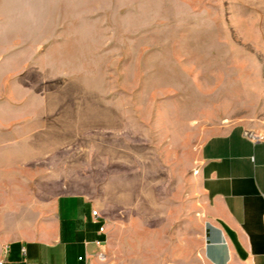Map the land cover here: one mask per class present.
Listing matches in <instances>:
<instances>
[{"label": "rangeland", "instance_id": "374dc122", "mask_svg": "<svg viewBox=\"0 0 264 264\" xmlns=\"http://www.w3.org/2000/svg\"><path fill=\"white\" fill-rule=\"evenodd\" d=\"M233 126L264 138V0H0V246L82 193L104 264H205L198 153Z\"/></svg>", "mask_w": 264, "mask_h": 264}, {"label": "crops", "instance_id": "0c3cea01", "mask_svg": "<svg viewBox=\"0 0 264 264\" xmlns=\"http://www.w3.org/2000/svg\"><path fill=\"white\" fill-rule=\"evenodd\" d=\"M197 177L205 264H264V138L253 141L240 126L208 136ZM22 212H11L4 264H104L106 221L96 199L62 193Z\"/></svg>", "mask_w": 264, "mask_h": 264}, {"label": "built area", "instance_id": "2783aa9c", "mask_svg": "<svg viewBox=\"0 0 264 264\" xmlns=\"http://www.w3.org/2000/svg\"><path fill=\"white\" fill-rule=\"evenodd\" d=\"M92 214H93L94 216L98 217V214H97V211H96V210H93V211H92ZM103 229H104V227L102 226V227L100 228V230L103 231ZM0 264H4V259H3V258H0Z\"/></svg>", "mask_w": 264, "mask_h": 264}]
</instances>
